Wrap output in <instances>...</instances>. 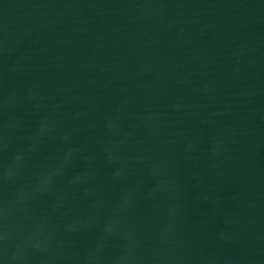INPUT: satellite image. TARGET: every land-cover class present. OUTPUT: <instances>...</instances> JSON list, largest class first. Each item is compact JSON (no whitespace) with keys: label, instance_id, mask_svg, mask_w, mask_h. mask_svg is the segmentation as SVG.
Instances as JSON below:
<instances>
[{"label":"water","instance_id":"water-1","mask_svg":"<svg viewBox=\"0 0 264 264\" xmlns=\"http://www.w3.org/2000/svg\"><path fill=\"white\" fill-rule=\"evenodd\" d=\"M0 264H264V0H0Z\"/></svg>","mask_w":264,"mask_h":264}]
</instances>
